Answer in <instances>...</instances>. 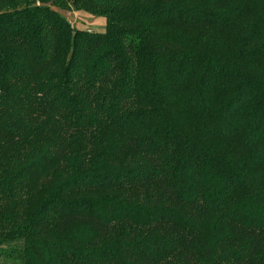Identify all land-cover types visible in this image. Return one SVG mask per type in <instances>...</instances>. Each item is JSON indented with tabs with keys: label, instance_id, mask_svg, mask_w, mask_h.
<instances>
[{
	"label": "trees",
	"instance_id": "16d2710c",
	"mask_svg": "<svg viewBox=\"0 0 264 264\" xmlns=\"http://www.w3.org/2000/svg\"><path fill=\"white\" fill-rule=\"evenodd\" d=\"M66 1L0 0V264H264V0Z\"/></svg>",
	"mask_w": 264,
	"mask_h": 264
},
{
	"label": "rangeland",
	"instance_id": "374dc122",
	"mask_svg": "<svg viewBox=\"0 0 264 264\" xmlns=\"http://www.w3.org/2000/svg\"><path fill=\"white\" fill-rule=\"evenodd\" d=\"M66 1V0H65ZM69 6L68 9H60L54 7L60 15L65 17L70 23L72 28L77 30H87L90 32H105L107 26V17L101 14H95L89 11L83 5L74 6L73 2L68 0L65 2ZM0 253L2 248H0ZM6 249V248H5ZM4 257H0L2 260ZM15 264V263H13Z\"/></svg>",
	"mask_w": 264,
	"mask_h": 264
}]
</instances>
